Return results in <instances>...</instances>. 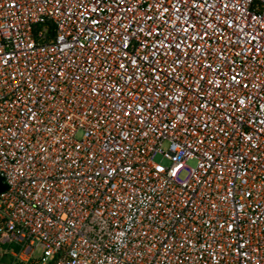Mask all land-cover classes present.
<instances>
[{"label": "built area", "instance_id": "1", "mask_svg": "<svg viewBox=\"0 0 264 264\" xmlns=\"http://www.w3.org/2000/svg\"><path fill=\"white\" fill-rule=\"evenodd\" d=\"M0 175L13 264H264V0H0Z\"/></svg>", "mask_w": 264, "mask_h": 264}, {"label": "rangeland", "instance_id": "2", "mask_svg": "<svg viewBox=\"0 0 264 264\" xmlns=\"http://www.w3.org/2000/svg\"><path fill=\"white\" fill-rule=\"evenodd\" d=\"M155 161H156L157 163L162 164L163 166H168V165H169V161H168L167 159H164V158L162 157V155H157V156L155 157ZM195 164H196L195 161H189V162H188V166H189V167H194ZM188 174H189L188 170H184L183 172H181L180 177H181L182 179H185V178L188 176ZM0 263H2V264H13V263H12V260L10 259V257H9L8 255H6V254L3 255L1 249H0Z\"/></svg>", "mask_w": 264, "mask_h": 264}, {"label": "water", "instance_id": "3", "mask_svg": "<svg viewBox=\"0 0 264 264\" xmlns=\"http://www.w3.org/2000/svg\"><path fill=\"white\" fill-rule=\"evenodd\" d=\"M7 189V185L4 183L3 177L0 175V193Z\"/></svg>", "mask_w": 264, "mask_h": 264}, {"label": "trees", "instance_id": "4", "mask_svg": "<svg viewBox=\"0 0 264 264\" xmlns=\"http://www.w3.org/2000/svg\"><path fill=\"white\" fill-rule=\"evenodd\" d=\"M0 264H2V263H0Z\"/></svg>", "mask_w": 264, "mask_h": 264}]
</instances>
